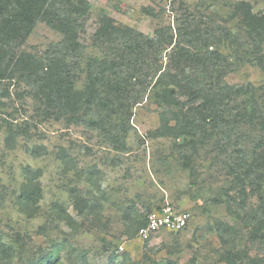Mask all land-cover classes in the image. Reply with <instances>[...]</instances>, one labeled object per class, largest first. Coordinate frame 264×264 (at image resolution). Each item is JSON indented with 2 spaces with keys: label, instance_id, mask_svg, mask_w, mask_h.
Returning a JSON list of instances; mask_svg holds the SVG:
<instances>
[{
  "label": "rangeland",
  "instance_id": "374dc122",
  "mask_svg": "<svg viewBox=\"0 0 264 264\" xmlns=\"http://www.w3.org/2000/svg\"><path fill=\"white\" fill-rule=\"evenodd\" d=\"M240 1L264 15V0H88L90 9L79 41L85 58H115L110 44L95 40L104 17L150 38L158 28H176L186 21L227 22L241 36L243 48L237 59H230L226 83L264 87V69L251 62L256 55L254 43L235 21L228 22ZM62 39L61 33L40 21L24 50L41 58ZM225 53L233 55V51ZM160 59L166 65L168 51ZM153 63L149 60L133 82L140 104L128 115L124 150L85 125L44 120L36 114L25 87L4 85L11 98L0 96V237L13 246L16 264L45 257L56 264L62 257L70 264H222L218 262L222 233L232 243L229 248L264 254V244L250 245L244 233L234 243L222 227V223L237 227V221L227 204V195L233 193L229 163L216 142L193 158L196 170L191 178L184 166L191 152L182 154L177 146L183 140L153 136L161 112L150 93L157 75ZM85 82L82 75L77 87L83 88ZM10 127L29 134L15 136ZM28 168L38 175L41 190L32 216L21 212L17 203ZM83 199L90 200L88 208ZM167 204L189 213V226L148 239L138 237L146 216ZM37 220L41 223L33 226Z\"/></svg>",
  "mask_w": 264,
  "mask_h": 264
},
{
  "label": "trees",
  "instance_id": "16d2710c",
  "mask_svg": "<svg viewBox=\"0 0 264 264\" xmlns=\"http://www.w3.org/2000/svg\"><path fill=\"white\" fill-rule=\"evenodd\" d=\"M89 9L88 0H0V96L11 98L8 87L2 89L4 85L23 86L39 117L65 121L69 126L85 125L124 150L122 136L128 132L131 110L140 104L133 82L152 60L157 75L151 99L161 109L153 136L183 140L177 146L182 154L191 152L184 161L191 178L196 170L193 158L215 141L229 163L233 193L227 195V204L237 221V227L223 223L222 227L234 243L244 233L250 245H263L264 87L233 86L225 81L230 59H237L243 48L241 36L227 22L221 25L210 20L161 27L150 38L104 17L95 40L110 44L115 58H85L79 37ZM40 21L63 35L41 58L24 50ZM234 21L254 43L256 55L251 62L264 69V15L254 13L249 2L240 1L229 16L228 22ZM165 51L166 65L160 59ZM82 75L86 82L79 89ZM10 132L29 134L21 128L10 127ZM24 175L17 203L21 212L32 216L41 190L36 173L28 168ZM83 203L87 207L90 200L83 199ZM144 225L145 219L138 230ZM221 238L219 263L264 264L263 253L240 252L229 248L232 243L223 233ZM2 239L0 259L7 264L15 257L14 248ZM51 259L30 264H56Z\"/></svg>",
  "mask_w": 264,
  "mask_h": 264
},
{
  "label": "built area",
  "instance_id": "2783aa9c",
  "mask_svg": "<svg viewBox=\"0 0 264 264\" xmlns=\"http://www.w3.org/2000/svg\"><path fill=\"white\" fill-rule=\"evenodd\" d=\"M190 220L189 213L178 211L167 204L146 216L145 225L138 230L137 235L148 239L164 231L180 232L189 226Z\"/></svg>",
  "mask_w": 264,
  "mask_h": 264
},
{
  "label": "clouds",
  "instance_id": "9594fccd",
  "mask_svg": "<svg viewBox=\"0 0 264 264\" xmlns=\"http://www.w3.org/2000/svg\"><path fill=\"white\" fill-rule=\"evenodd\" d=\"M67 210L69 214L73 213V206L71 205V203L68 204L67 206ZM41 223V221L37 220V221H33V226H35L36 224ZM9 243H11V240L7 241ZM0 264H6V262L2 259H0ZM7 264H16L15 260L12 259L9 262H7ZM60 264H70V261L67 257H62Z\"/></svg>",
  "mask_w": 264,
  "mask_h": 264
}]
</instances>
